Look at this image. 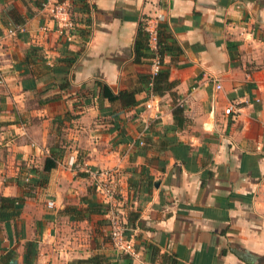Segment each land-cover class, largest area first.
Here are the masks:
<instances>
[{
	"label": "crops",
	"instance_id": "0c3cea01",
	"mask_svg": "<svg viewBox=\"0 0 264 264\" xmlns=\"http://www.w3.org/2000/svg\"><path fill=\"white\" fill-rule=\"evenodd\" d=\"M83 1L71 4L87 34L65 42L50 7L0 0V196L22 199L0 219V264H264V0ZM157 15L181 50L162 56L172 91L113 108L95 82L116 93L150 72L133 44ZM86 167L118 169L135 257L85 209L98 201Z\"/></svg>",
	"mask_w": 264,
	"mask_h": 264
},
{
	"label": "trees",
	"instance_id": "16d2710c",
	"mask_svg": "<svg viewBox=\"0 0 264 264\" xmlns=\"http://www.w3.org/2000/svg\"><path fill=\"white\" fill-rule=\"evenodd\" d=\"M73 3L80 2L82 3V10H87V4L83 0H71ZM44 0H38L37 7L41 8ZM73 7V6H72ZM80 9V8H79ZM73 10V9H72ZM77 21L87 25L88 20H78ZM20 23V22H16ZM156 48L154 51H150L147 44V36L144 30L143 25L140 26L137 30L136 37L133 44V61L136 63L141 62L145 58H148L150 63L151 59L154 56L158 57L159 67L156 72H145L138 74L134 79V85L125 89H121L116 93L111 92L104 84L95 82L99 86V94L102 100L106 101L113 108L127 109L136 104L135 94L144 91L147 95H156L161 96L167 92L172 91L174 83L168 80V68L162 64V56L165 53L171 55H179L181 53L180 48L175 44L170 33L166 31L165 25L162 23H157L156 25ZM87 34V29L81 27L78 28V36L82 37ZM176 105V102H175ZM179 107V108H177ZM181 107L176 105V108L173 110V116L175 117L180 113ZM54 166V161L51 159V156L45 157L42 169L44 171H49L50 168ZM93 191V190H92ZM22 205V199L19 197H9V196H0V219L10 216H16L19 213V210ZM86 210L88 212L97 213L100 215L99 222L102 225H107L108 222L104 217L105 209L101 202L96 201L95 198L91 197L86 202ZM70 210H76L74 207H69ZM137 212H128L126 214V221L129 222L132 218L137 217ZM107 239L109 237L107 236ZM31 248L32 255H35L33 251L34 243H26V256H23V260H27V252L29 253ZM148 249L151 254L156 252V248L151 244H148ZM28 250V251H27ZM121 257H127L126 255H120ZM162 264H179L174 261L173 258L168 256H161ZM107 257L101 254H93L83 259L75 260L76 264H113L110 261H107ZM151 259V258H150ZM115 261V260H114Z\"/></svg>",
	"mask_w": 264,
	"mask_h": 264
},
{
	"label": "built area",
	"instance_id": "2783aa9c",
	"mask_svg": "<svg viewBox=\"0 0 264 264\" xmlns=\"http://www.w3.org/2000/svg\"><path fill=\"white\" fill-rule=\"evenodd\" d=\"M50 7L49 20L53 24L56 34L65 42H72L78 37V28L81 23L77 21L76 15L72 10V4L69 0H44L41 9ZM160 16L154 20L146 19L144 21V30L147 36V44L150 51L156 48V23ZM42 29H45L43 26ZM22 26L15 24L9 26L6 30L7 35H13L21 31ZM159 67L158 57L151 59L150 72L154 73ZM216 88L220 85L216 83ZM150 105L146 103V107ZM236 106L229 104L223 112L228 114L236 110ZM69 166L74 165V161H68ZM89 185L92 187L93 194L105 209L104 217L106 218L108 237L112 247L120 254L129 258L136 256V250L131 238L126 236V224L124 219L123 204L117 198L118 184L120 173L116 168H89L83 169ZM24 180H26L24 178ZM45 205L48 208L54 207L53 200L47 199Z\"/></svg>",
	"mask_w": 264,
	"mask_h": 264
}]
</instances>
